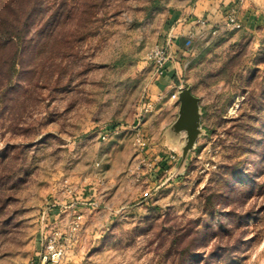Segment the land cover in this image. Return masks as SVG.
<instances>
[{
	"label": "rangeland",
	"instance_id": "rangeland-1",
	"mask_svg": "<svg viewBox=\"0 0 264 264\" xmlns=\"http://www.w3.org/2000/svg\"><path fill=\"white\" fill-rule=\"evenodd\" d=\"M179 2L38 0L32 45L0 51V264L55 232L63 264H264V0L162 87L149 57ZM179 87L203 134L177 171Z\"/></svg>",
	"mask_w": 264,
	"mask_h": 264
},
{
	"label": "crops",
	"instance_id": "crops-1",
	"mask_svg": "<svg viewBox=\"0 0 264 264\" xmlns=\"http://www.w3.org/2000/svg\"><path fill=\"white\" fill-rule=\"evenodd\" d=\"M243 1L180 0L179 5L168 12L162 27L160 44L161 47L165 49L168 47L170 50L166 51L169 53L166 71L159 79L162 87H166L168 82L180 72L181 56L190 47L195 46L202 34H215L220 27L225 26L227 15L236 12ZM250 1L246 0L245 4Z\"/></svg>",
	"mask_w": 264,
	"mask_h": 264
},
{
	"label": "trees",
	"instance_id": "trees-1",
	"mask_svg": "<svg viewBox=\"0 0 264 264\" xmlns=\"http://www.w3.org/2000/svg\"><path fill=\"white\" fill-rule=\"evenodd\" d=\"M37 1L0 0V51H13L16 58L32 45L33 38L28 34L40 7ZM3 62L7 63V60Z\"/></svg>",
	"mask_w": 264,
	"mask_h": 264
},
{
	"label": "water",
	"instance_id": "water-1",
	"mask_svg": "<svg viewBox=\"0 0 264 264\" xmlns=\"http://www.w3.org/2000/svg\"><path fill=\"white\" fill-rule=\"evenodd\" d=\"M178 102L177 119L168 129L170 143L178 145L183 139L177 171L185 165L188 156L195 150L196 144L203 134L199 99L192 93L190 87L182 88L178 95Z\"/></svg>",
	"mask_w": 264,
	"mask_h": 264
},
{
	"label": "built area",
	"instance_id": "built-area-1",
	"mask_svg": "<svg viewBox=\"0 0 264 264\" xmlns=\"http://www.w3.org/2000/svg\"><path fill=\"white\" fill-rule=\"evenodd\" d=\"M226 26L232 30L240 29L241 24L239 23L235 12H232L226 17ZM150 59H152L159 70V74L163 75L166 71V65L169 61L166 49L160 45H156L150 54ZM182 90V87H179L178 90L171 96L173 100H178L179 92ZM105 137H103L104 139ZM174 159V158H173ZM82 228V217L78 215L70 225V231L72 235L78 233ZM63 240L60 232H55L46 239L45 251L44 254L40 257L39 261L29 262L27 264H63L65 259Z\"/></svg>",
	"mask_w": 264,
	"mask_h": 264
}]
</instances>
